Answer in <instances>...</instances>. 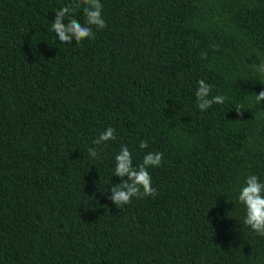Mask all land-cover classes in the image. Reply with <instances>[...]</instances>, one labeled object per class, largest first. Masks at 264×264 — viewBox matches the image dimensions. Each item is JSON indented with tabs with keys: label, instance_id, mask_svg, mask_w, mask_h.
<instances>
[{
	"label": "trees",
	"instance_id": "16d2710c",
	"mask_svg": "<svg viewBox=\"0 0 264 264\" xmlns=\"http://www.w3.org/2000/svg\"><path fill=\"white\" fill-rule=\"evenodd\" d=\"M77 2L0 0V264H264L238 201L264 182V0H101L107 27L60 43ZM121 145L163 153L155 198L109 199Z\"/></svg>",
	"mask_w": 264,
	"mask_h": 264
},
{
	"label": "clouds",
	"instance_id": "9594fccd",
	"mask_svg": "<svg viewBox=\"0 0 264 264\" xmlns=\"http://www.w3.org/2000/svg\"><path fill=\"white\" fill-rule=\"evenodd\" d=\"M82 7L85 17L82 24L78 19L74 18V14L78 8ZM67 19L68 23L64 21ZM52 30L60 43L76 44L84 41L95 39L93 28L101 30L107 27V23L103 17V4L101 0H78L76 4L65 5L55 12V20L52 22ZM203 59H207V53L201 54ZM260 72H264V64L257 66ZM198 88L195 92L197 98V107L200 111H205L212 107L213 104H223L226 97L223 95L212 96V86L204 80H199ZM257 104L264 101V91L255 94ZM237 113L241 112L240 108L236 109ZM116 139L115 129L111 126L93 141V144L100 146L108 141ZM141 149L148 147L147 141H141L139 144ZM89 156L98 157L97 148L88 149ZM163 161V153L148 152L142 163L133 164L132 152L127 145H121L119 153L115 156L113 176L121 179L120 183L110 187L111 196L109 199L115 206L129 205L133 199H142L144 197L155 198L157 189L152 186V177L149 168L161 167ZM126 177V179H125ZM238 201L244 206L245 218L244 225L248 226L257 235L264 237V182L255 175H248L245 179L244 186L238 193Z\"/></svg>",
	"mask_w": 264,
	"mask_h": 264
}]
</instances>
